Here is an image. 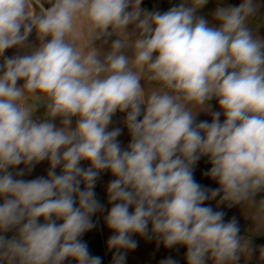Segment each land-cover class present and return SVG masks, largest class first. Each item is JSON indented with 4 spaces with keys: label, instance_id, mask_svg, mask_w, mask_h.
I'll use <instances>...</instances> for the list:
<instances>
[{
    "label": "clouds",
    "instance_id": "clouds-1",
    "mask_svg": "<svg viewBox=\"0 0 264 264\" xmlns=\"http://www.w3.org/2000/svg\"><path fill=\"white\" fill-rule=\"evenodd\" d=\"M208 2L0 0V264H102L82 237L104 211L112 264L134 235L186 248V264H264V3L198 15ZM203 157L214 189L194 178Z\"/></svg>",
    "mask_w": 264,
    "mask_h": 264
},
{
    "label": "crops",
    "instance_id": "crops-1",
    "mask_svg": "<svg viewBox=\"0 0 264 264\" xmlns=\"http://www.w3.org/2000/svg\"><path fill=\"white\" fill-rule=\"evenodd\" d=\"M221 2L226 6V5H233V6H238L242 0H221ZM261 3H264V0H260ZM179 0H143L142 8L147 9V10H160V11H166L168 8H170L174 4H178ZM216 7V0H209L208 4L199 10L198 15H204L208 18L211 17L212 12L214 11ZM260 12L264 14V7L260 9ZM260 35L264 36V28H261L260 30ZM30 39H34L31 37ZM212 107L214 111H219V108L217 107V102L215 100L211 101ZM198 120H207L211 121V115L201 112L198 117ZM223 120V117H221V121ZM123 130L126 133L127 140L129 143L130 140V135L126 129V127L123 126ZM211 165L207 161V157L201 158L200 161L195 165L194 167V178L195 180L200 183L203 186H206L208 188L214 189L218 187V184L208 178L207 176L204 175L206 171L210 169ZM217 199H219L217 197ZM206 205L210 204L214 210H222L226 213L225 215V221L231 219L233 216H235L239 222V226L241 228V231L243 232L246 228H249L252 226V221L250 219H245L242 210L240 206H234L229 208L227 205H220L219 208L216 207V200L212 201H206ZM253 245L258 249L259 246L264 245V236H255L253 237ZM153 247H151L152 251V256L149 255L146 256L141 262L142 264L147 263V261H151V264H160V261H162L165 258L172 257L175 259L178 264H186L185 260V253H186V248L182 246H175L171 249L165 248L163 244L157 243V240L154 238L153 241ZM211 264V262H209ZM250 264H256V259L255 257L253 260L250 262Z\"/></svg>",
    "mask_w": 264,
    "mask_h": 264
},
{
    "label": "rangeland",
    "instance_id": "rangeland-1",
    "mask_svg": "<svg viewBox=\"0 0 264 264\" xmlns=\"http://www.w3.org/2000/svg\"><path fill=\"white\" fill-rule=\"evenodd\" d=\"M13 54H15V49H10L6 52V55L9 56ZM123 116L124 114L117 113L113 117L112 127H120L124 129L123 128L124 125L122 123ZM119 140L121 142L122 147L127 146L128 140L124 130L122 131ZM82 163L84 166H87V162H82ZM20 167L22 168L23 165H21ZM47 169H48L47 161L42 162L34 168L31 174L25 175V177L23 178L33 179L36 178L37 176H46ZM57 172H59V168L57 169ZM112 179H114V177H112L110 173L108 172L102 173L95 187L96 197L105 206V209L111 207V205H109L107 202L106 189L108 182L111 181ZM106 214H107L106 211L99 212L92 217L93 221L96 224V227L91 231L85 233L82 237V240L87 243L89 251L91 252L92 255L100 256L102 258V264H112V255L115 250L113 249L109 251V249L107 248V240L113 233L107 228L105 224L104 217L106 216ZM8 235L11 236L12 233H9ZM133 239H135L138 242V246L136 249L129 251L127 253L126 264H142L141 261L146 256H148V258L150 254H151L150 256H152L151 247H153L152 245L154 238L149 240L139 235H134ZM65 264H75V262L66 261ZM144 264H151V261L148 260L147 263Z\"/></svg>",
    "mask_w": 264,
    "mask_h": 264
}]
</instances>
